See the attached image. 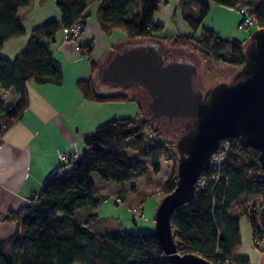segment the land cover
Masks as SVG:
<instances>
[{
	"label": "trees",
	"instance_id": "16d2710c",
	"mask_svg": "<svg viewBox=\"0 0 264 264\" xmlns=\"http://www.w3.org/2000/svg\"><path fill=\"white\" fill-rule=\"evenodd\" d=\"M30 1L0 0V50L7 40L24 33L18 14ZM92 1L55 0L61 19H50L35 27L26 47L14 61L0 56V90H13L18 96L11 103L0 99V141L29 106L27 84L62 81L61 67L50 50V42L61 29L68 31L79 19H87ZM213 1L237 11L244 8L256 28H264V0ZM162 2L165 3L164 0H98L95 18L108 36L120 32L131 40L165 39L171 47L193 50L204 60L242 66L246 41L222 38L212 29L202 27L210 11V5L204 0H182L175 7L193 32L201 29L199 37L195 33L158 36L162 28L154 22V14ZM93 43L79 44V52L89 60L94 71L97 64L91 56ZM76 84L83 97L93 102L137 101L126 93H99L91 78L78 80ZM152 123L157 125L154 130L157 140L146 138V130ZM184 123L181 119L153 120L145 102H139L134 117L107 121L87 135L74 168L50 174L30 202L4 216L7 221H16L17 229L7 240H0V264H171L155 233L122 231L104 236L93 231L99 219L93 211L101 199L91 175L96 173L102 181L131 183L149 172L147 162L153 173L158 174L161 162L166 161L173 166V171L163 190L170 193L176 186L179 154L176 144L163 131L172 126L181 136ZM212 171L206 169L204 174ZM263 188L258 150L233 145L219 180L197 190L187 203L174 211L171 223L178 251L195 253L213 264H249L248 259L237 256L241 247L240 222L241 218H247L253 244L260 249L264 241L259 221L261 208L249 198L257 195L264 198ZM135 191L133 185L130 192ZM85 208L93 211L83 219L78 218L79 211Z\"/></svg>",
	"mask_w": 264,
	"mask_h": 264
},
{
	"label": "crops",
	"instance_id": "0c3cea01",
	"mask_svg": "<svg viewBox=\"0 0 264 264\" xmlns=\"http://www.w3.org/2000/svg\"><path fill=\"white\" fill-rule=\"evenodd\" d=\"M164 1L165 3L162 2L154 14V22L162 28L157 32V35L169 37L175 33L194 34L195 32L184 21L181 11L175 9L182 0ZM204 1L210 5V8L218 12L227 9L229 16L223 14L224 22L218 26L207 21V15L202 22L203 26L217 32L222 38L234 36L241 22L237 10L219 5L213 0ZM97 8L98 0H93L88 8L89 16L86 19L85 31L77 39L81 46L92 44L94 41L91 56L101 49L104 52V55L97 57V59L92 57L97 64L96 69L93 71L89 60L83 57L79 51L74 50L73 45L67 42L68 31L61 29L55 35L54 40L50 42V50L61 67L62 81L59 84L34 82L27 84L29 106L22 118L7 129L1 137L0 240H7L15 234L17 229V222L7 221L4 216L9 211H16L27 204L34 195L41 191L45 179L54 173L59 166L61 153L69 152L74 147L82 152L86 136L92 134L99 126L113 119L134 117L138 111L139 103L136 100L116 103H97L87 100L77 88V81L90 77L97 87L95 78L101 72V67L105 66V62L107 63L111 59L113 51L123 47H133L147 41L160 47L164 45L163 48L166 53L179 55V57L184 56L178 52L183 48H173L167 40L160 38L131 40L121 34H116L121 35L117 45H110L109 38L114 33L108 36L100 29L95 18ZM18 15L24 33L7 40L0 50V56L9 61H14L24 50L35 27L50 19H61V11L55 0H31L28 6L19 10ZM107 48L108 50H106ZM187 50L184 49L183 51L188 52ZM84 59H87V65L83 63ZM70 64L78 67L72 69ZM113 93L120 92L102 94ZM0 99L11 103L16 102L18 96L13 90H0ZM163 171L165 172V179H163L162 184L171 177L173 166L162 161L160 172L154 174L155 177L146 180L148 188L151 187L157 177L162 175ZM28 174L30 175L28 176ZM96 180L98 181V179ZM137 181L135 180L128 185L121 184L119 189L122 195L119 196L123 198V202L126 200L131 205L141 203L142 199ZM133 185L136 187L134 193L130 192ZM141 208L142 214H144L145 209L143 206ZM93 212L99 216L92 227L94 232L104 236L119 234L116 232L120 227L112 228L111 223H106V219L100 216L98 210ZM78 218L83 219L84 216ZM137 229L139 232L141 231L139 226ZM246 240L253 250L247 255L239 257L248 259L249 264H264V241L260 243V249L254 246L251 227L246 235ZM243 241L244 237L242 236L241 244Z\"/></svg>",
	"mask_w": 264,
	"mask_h": 264
},
{
	"label": "water",
	"instance_id": "95a60500",
	"mask_svg": "<svg viewBox=\"0 0 264 264\" xmlns=\"http://www.w3.org/2000/svg\"><path fill=\"white\" fill-rule=\"evenodd\" d=\"M241 67L231 82L202 90L196 84L195 64L175 59L165 63L150 41L114 51L101 67L107 83L147 92L145 106L153 120H185L176 142V186L155 214L154 233L171 264H213L195 253L178 251L171 218L196 192L200 175L209 169L222 141L235 139L242 147L257 149L264 183V28L251 33ZM259 221L264 231V206Z\"/></svg>",
	"mask_w": 264,
	"mask_h": 264
},
{
	"label": "rangeland",
	"instance_id": "374dc122",
	"mask_svg": "<svg viewBox=\"0 0 264 264\" xmlns=\"http://www.w3.org/2000/svg\"><path fill=\"white\" fill-rule=\"evenodd\" d=\"M93 9L94 8L92 7V10ZM223 14H225L226 16H229L227 9H223L222 12H218L210 8V12L207 16V21H209L213 25L220 26V24L224 22ZM237 14L239 15V18L242 20L243 17L239 11H237ZM202 27H204L203 24H202ZM255 29L256 27H249L247 30H240L237 27L234 36H232L231 38L237 39L239 41L246 40V44H245V47H246L248 43L250 42V35ZM200 32H201V29H199L196 32L195 37H199ZM116 34H121L122 36H124L120 32H115L114 35H112L109 38L110 45H113V46L117 45L118 38L121 35H116ZM224 38H227V37H224ZM95 46L97 45L95 44ZM161 46L165 47L164 45H161ZM106 50H108V48ZM183 50L184 49H180L178 52L184 55V58H183L184 60H188L189 62H192L193 64L196 65L197 70H198L196 83L198 84L197 87L201 88L202 90H207L208 88L213 87L219 83L231 82L236 76V74L242 68L240 66L232 65L224 61H219V60H214V59L204 60L193 50L185 49L188 52L183 51ZM103 53L104 52L102 51V49L98 50L95 54L92 55V57L97 59V57L103 56L104 55ZM113 54H114V51L112 52L111 57ZM165 54L168 56V58H170L169 61H171L173 58L175 60H182V57H179V55L176 56V55H172L169 53H165ZM108 62L107 63L105 62V66L108 64ZM83 63L87 65L88 63L87 59H84ZM71 66H72V69H75L76 67H78L75 65H71ZM95 79L97 81V90L99 93L125 92L129 96L135 97L138 103L139 102L144 103L146 102V99H148L147 92H145L143 89H140L137 86H134L131 88H124L119 85H112L110 83H106L104 81L102 72H100ZM163 133L174 144H176V141L178 140L180 136V133L175 132L174 127L172 126L165 129ZM129 154L134 155V152L129 151ZM147 163L149 166V172L145 175V177L137 179L138 180L137 185L139 187L138 190L141 194V199H142V202L140 204L137 203L134 205H129L128 202H126V200H124V202L122 203H118L117 198L120 197L119 195H122L121 194L122 192L119 189L121 184H118L114 181H102L96 173H93L91 175V180L94 181L95 187L99 191V194H100L99 199H101L96 210L99 211L100 216L106 219L105 220L106 223L107 222L111 223L112 228H115V226L120 227V229L116 233H120L122 231H125L127 233H138L139 232L137 229L138 226L141 230L140 232H143V233H147L149 231H150L149 233L155 232V214H156L158 206L160 205L161 201L166 195V193L163 190V186L165 183L164 184L162 183H163V179H165V172L167 171L166 170L165 172L163 171L162 175L157 177L154 180L151 187L148 188L146 185V180H148V178L155 177V176H154L150 163L149 162ZM29 175L30 174H28V176ZM96 179H98V181ZM128 184L129 183H123L122 185H128ZM249 199H250L249 201L254 202L256 205H258V203L263 199V197L261 195H257L254 197H250ZM136 205L138 206L140 205L141 207L143 206V208L145 209L144 214H142V216H139V217L134 216L132 208ZM90 211H93V210H90L87 208L82 209L79 211L77 217H82L84 216L85 213H88ZM137 224L138 226H136ZM249 228H250V225H249L247 218L246 217L241 218L240 234H241V237L242 236L244 237V241L242 242L241 247L239 251L237 252V256H245L247 255L248 252L253 250L250 247V243H247V240L245 241ZM263 247H264V243H263Z\"/></svg>",
	"mask_w": 264,
	"mask_h": 264
},
{
	"label": "built area",
	"instance_id": "2783aa9c",
	"mask_svg": "<svg viewBox=\"0 0 264 264\" xmlns=\"http://www.w3.org/2000/svg\"><path fill=\"white\" fill-rule=\"evenodd\" d=\"M239 12L243 17L242 21L239 24L240 30H247L249 27H257L254 20L246 15L244 8H242ZM85 28H86V19L81 18L70 29H68L67 42L71 43L73 45L74 50L76 51L80 50V46L79 43L77 42V38H79L82 35V33L85 31ZM156 128L157 125L155 123H152L151 126H149V128L146 130L147 139L157 140V137L154 132ZM235 144L240 145L238 141L235 139H227L221 142L220 148L211 158L209 169H213V171L208 174L202 173L200 175L196 183V191L203 190L208 186L209 183L219 180L220 170L221 168H223V163L226 158V155L230 150V148ZM79 157H80V152L76 149V147H74L69 152L61 153L60 164L55 171L60 172L62 169L71 170L72 168L75 167L76 161L79 159ZM117 202L122 203L123 201L119 197L117 198ZM263 206H264V198L258 203L259 208H262ZM132 211L135 217L142 216V208L140 205L134 206L132 208Z\"/></svg>",
	"mask_w": 264,
	"mask_h": 264
},
{
	"label": "flooded vegetation",
	"instance_id": "af4514ba",
	"mask_svg": "<svg viewBox=\"0 0 264 264\" xmlns=\"http://www.w3.org/2000/svg\"><path fill=\"white\" fill-rule=\"evenodd\" d=\"M154 45H155V44H154ZM155 47L161 52L162 57H163L164 60H165V63L169 62V59H170V58H168V56L165 54V53H166V50H165L164 48L162 49V47H160V46H158V45H155ZM171 56H172V55H171ZM183 58H184V56H182V60H179V61L189 62L188 60H184ZM172 60H174V58H173ZM196 84H197V83H196ZM197 86H198V84H197ZM169 122H171V121H169Z\"/></svg>",
	"mask_w": 264,
	"mask_h": 264
}]
</instances>
